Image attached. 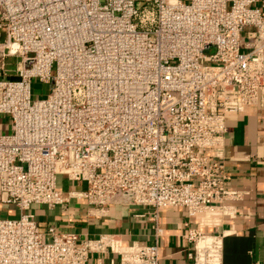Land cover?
I'll use <instances>...</instances> for the list:
<instances>
[{"label":"built area","instance_id":"obj_1","mask_svg":"<svg viewBox=\"0 0 264 264\" xmlns=\"http://www.w3.org/2000/svg\"><path fill=\"white\" fill-rule=\"evenodd\" d=\"M0 35V264H180L161 259V211L242 198L225 135L264 106V0H0ZM72 199L143 211L156 241L82 236L33 212ZM183 236L192 264H220L219 235Z\"/></svg>","mask_w":264,"mask_h":264},{"label":"crops","instance_id":"obj_2","mask_svg":"<svg viewBox=\"0 0 264 264\" xmlns=\"http://www.w3.org/2000/svg\"><path fill=\"white\" fill-rule=\"evenodd\" d=\"M228 125L231 130L225 135L224 150L227 185L242 191V198L230 201L231 208H218L191 217L181 208L163 209L157 237L162 261L192 264L187 254L193 251V245L183 235L188 227H195L207 235L221 237L220 264H264V106L230 118ZM81 188L80 183L68 185L70 191ZM33 212L45 225L82 236L114 233L124 244L156 241L153 221L147 215L135 216L143 212L135 209L90 213L83 208L82 199H72L68 207L54 210L36 207ZM96 258L93 256L86 264L95 263ZM103 258L117 260L118 255L108 253Z\"/></svg>","mask_w":264,"mask_h":264},{"label":"rangeland","instance_id":"obj_3","mask_svg":"<svg viewBox=\"0 0 264 264\" xmlns=\"http://www.w3.org/2000/svg\"><path fill=\"white\" fill-rule=\"evenodd\" d=\"M0 40H2V36L1 35H0ZM48 87L49 86H44V85H41L39 83H35L33 85V93H34L35 96L44 95V94H46V92L48 90ZM59 181H61V183L63 182L61 179H59ZM7 209L8 208H5L4 213H6Z\"/></svg>","mask_w":264,"mask_h":264}]
</instances>
